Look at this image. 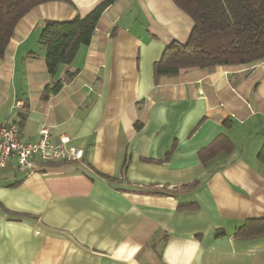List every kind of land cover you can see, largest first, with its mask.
Listing matches in <instances>:
<instances>
[{
	"label": "crops",
	"instance_id": "1",
	"mask_svg": "<svg viewBox=\"0 0 264 264\" xmlns=\"http://www.w3.org/2000/svg\"><path fill=\"white\" fill-rule=\"evenodd\" d=\"M71 1L31 9L0 57V123L24 141L46 125L85 151L1 170L0 264H264V235H237L264 219V59L156 83L155 63L194 21L174 0H116L56 78L77 75L44 99V22L103 0ZM221 134L234 148L204 162Z\"/></svg>",
	"mask_w": 264,
	"mask_h": 264
},
{
	"label": "trees",
	"instance_id": "2",
	"mask_svg": "<svg viewBox=\"0 0 264 264\" xmlns=\"http://www.w3.org/2000/svg\"><path fill=\"white\" fill-rule=\"evenodd\" d=\"M54 0H0V57H3L18 22L37 5ZM72 3L71 0H61ZM116 0H103L85 16L72 19L46 20L40 44L46 50V63L53 80L44 90L49 99L74 79L78 71L68 69L64 79L56 78L62 66H71L80 48L91 43L104 11ZM194 21L189 41L173 43L155 63L156 83L162 77L177 76L195 68L218 65L249 64L264 59V0H174ZM137 128L141 124H136ZM234 145L219 135L200 151L201 159L209 161ZM264 162V146L259 153ZM108 177V176H106ZM192 209L195 207L190 205ZM186 210V211H191ZM263 223V224H262ZM264 235V219L246 221L237 235Z\"/></svg>",
	"mask_w": 264,
	"mask_h": 264
},
{
	"label": "built area",
	"instance_id": "3",
	"mask_svg": "<svg viewBox=\"0 0 264 264\" xmlns=\"http://www.w3.org/2000/svg\"><path fill=\"white\" fill-rule=\"evenodd\" d=\"M21 105V102H18ZM37 141H24L20 127L16 123H0V173L11 159L16 158L22 170L34 171L37 164L34 160L76 161L84 157L82 148L71 144V138L63 135L58 143L52 141L48 126L44 125L39 132Z\"/></svg>",
	"mask_w": 264,
	"mask_h": 264
}]
</instances>
